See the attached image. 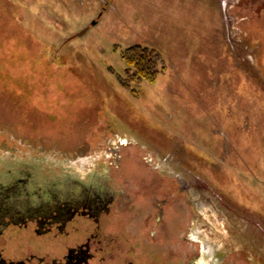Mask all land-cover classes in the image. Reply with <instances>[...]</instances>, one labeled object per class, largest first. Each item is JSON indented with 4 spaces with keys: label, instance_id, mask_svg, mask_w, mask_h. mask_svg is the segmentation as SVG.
I'll return each mask as SVG.
<instances>
[{
    "label": "rangeland",
    "instance_id": "1",
    "mask_svg": "<svg viewBox=\"0 0 264 264\" xmlns=\"http://www.w3.org/2000/svg\"><path fill=\"white\" fill-rule=\"evenodd\" d=\"M135 44L167 67L129 89ZM119 153L143 217L173 200L171 261L184 244L202 264H264V0H0V166L91 177Z\"/></svg>",
    "mask_w": 264,
    "mask_h": 264
},
{
    "label": "flooded vegetation",
    "instance_id": "2",
    "mask_svg": "<svg viewBox=\"0 0 264 264\" xmlns=\"http://www.w3.org/2000/svg\"><path fill=\"white\" fill-rule=\"evenodd\" d=\"M111 141L107 139L108 144ZM119 154L111 155L108 163L89 166L91 177L76 175V168L47 166L44 174L52 172L53 177L37 179L29 164L15 170L13 162L2 163L0 264H202L208 250L198 248L191 254L184 244L180 258L170 260L175 252L164 245L168 231L164 226L166 205L173 200L162 199L154 204V212L143 217V191L136 190L132 202L127 201L132 190L124 188L126 177L130 178L125 171L128 159ZM161 175L171 179L169 192L175 196L179 190L188 198L176 175ZM51 187L57 195L49 196ZM184 239L195 242L192 233ZM220 256L215 253L211 260L224 264L227 259L221 261Z\"/></svg>",
    "mask_w": 264,
    "mask_h": 264
},
{
    "label": "trees",
    "instance_id": "3",
    "mask_svg": "<svg viewBox=\"0 0 264 264\" xmlns=\"http://www.w3.org/2000/svg\"><path fill=\"white\" fill-rule=\"evenodd\" d=\"M122 56L127 66L126 76H120V79L129 89H133V85L155 81L167 67L162 54L150 46L131 45L124 49Z\"/></svg>",
    "mask_w": 264,
    "mask_h": 264
},
{
    "label": "water",
    "instance_id": "4",
    "mask_svg": "<svg viewBox=\"0 0 264 264\" xmlns=\"http://www.w3.org/2000/svg\"><path fill=\"white\" fill-rule=\"evenodd\" d=\"M85 32V30H83L82 32L79 33V35L83 34Z\"/></svg>",
    "mask_w": 264,
    "mask_h": 264
}]
</instances>
